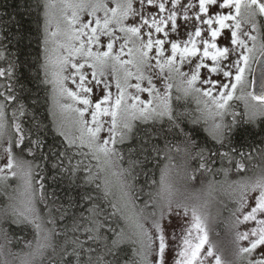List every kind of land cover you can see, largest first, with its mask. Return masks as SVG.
<instances>
[{
    "label": "rangeland",
    "instance_id": "obj_1",
    "mask_svg": "<svg viewBox=\"0 0 264 264\" xmlns=\"http://www.w3.org/2000/svg\"><path fill=\"white\" fill-rule=\"evenodd\" d=\"M205 1L47 0L46 74L55 126L69 141L92 150L97 176L116 194L139 233L144 264H220L207 244L204 217L226 200H235V234L248 264H264V170L233 180L224 175L205 196L187 191L167 170L162 204L149 218L131 204L116 149L136 119L170 114L175 92L200 104L199 118L216 138L223 135L225 115L238 106L252 119L264 114L250 78L264 46L257 11L241 0H210L221 14L201 18ZM3 98L0 183L13 180L9 191L16 197V220L38 228L22 263L31 264L51 233L38 214L34 166L14 148L21 143L19 120L15 115L9 119Z\"/></svg>",
    "mask_w": 264,
    "mask_h": 264
},
{
    "label": "trees",
    "instance_id": "obj_2",
    "mask_svg": "<svg viewBox=\"0 0 264 264\" xmlns=\"http://www.w3.org/2000/svg\"><path fill=\"white\" fill-rule=\"evenodd\" d=\"M46 6L47 0H0V95L9 119L19 120L21 143L14 148L34 166L38 214L51 233L31 264H144L139 233L97 176L92 150L55 126L46 74ZM200 108L175 92L170 114L136 119L129 137L117 143L130 201L141 215L158 214L167 170L187 191L204 196L224 175L233 180L264 170V114L252 119L238 106L225 115L223 135L216 138L199 118ZM10 183H0V264H22L38 228L16 220ZM234 206L235 200L219 202L217 212L204 217L207 244L220 264L249 263L235 234Z\"/></svg>",
    "mask_w": 264,
    "mask_h": 264
},
{
    "label": "flooded vegetation",
    "instance_id": "obj_3",
    "mask_svg": "<svg viewBox=\"0 0 264 264\" xmlns=\"http://www.w3.org/2000/svg\"><path fill=\"white\" fill-rule=\"evenodd\" d=\"M241 1L247 2V4L250 7H252L255 11H257L259 29L261 32L262 43L264 44V0H241ZM187 5L191 6V3L188 2ZM201 7L203 9V10L200 9V11H199L201 14V18H207V17L208 18H214V17H217V15L221 14L220 12L216 11V9L213 8L210 0H206L205 3H203V5ZM195 16L198 17L197 13L195 14ZM203 25H204V23L201 22V24L199 26L202 27ZM195 27H197L196 24H195ZM263 48H264V46H263Z\"/></svg>",
    "mask_w": 264,
    "mask_h": 264
},
{
    "label": "water",
    "instance_id": "obj_4",
    "mask_svg": "<svg viewBox=\"0 0 264 264\" xmlns=\"http://www.w3.org/2000/svg\"><path fill=\"white\" fill-rule=\"evenodd\" d=\"M251 86L254 95L260 101L264 102V49L255 60Z\"/></svg>",
    "mask_w": 264,
    "mask_h": 264
}]
</instances>
